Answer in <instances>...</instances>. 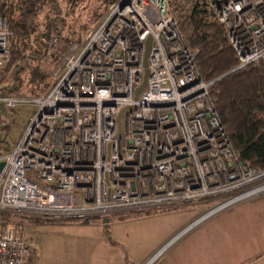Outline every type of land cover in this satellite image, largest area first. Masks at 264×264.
<instances>
[{
  "label": "built area",
  "instance_id": "2783aa9c",
  "mask_svg": "<svg viewBox=\"0 0 264 264\" xmlns=\"http://www.w3.org/2000/svg\"><path fill=\"white\" fill-rule=\"evenodd\" d=\"M198 1L224 27L235 70L264 63V0ZM56 32L44 39L48 55ZM11 35L0 15V72ZM149 37L148 81L136 95ZM197 56L170 0H117L72 45L47 93L0 94V119L19 103H38L15 145L0 153V264H27L33 253L26 225L4 222L6 212L90 220L218 201L198 222L264 192V168L235 149Z\"/></svg>",
  "mask_w": 264,
  "mask_h": 264
},
{
  "label": "trees",
  "instance_id": "16d2710c",
  "mask_svg": "<svg viewBox=\"0 0 264 264\" xmlns=\"http://www.w3.org/2000/svg\"><path fill=\"white\" fill-rule=\"evenodd\" d=\"M85 1L0 0V15L6 17L12 33L8 41L10 56L0 72V94L35 99L48 91L54 76L44 39L53 31L51 24L61 22L65 48L81 42L92 28L91 22L100 20L107 6L117 0H96L90 18L77 25L70 15ZM180 3L181 0H170L186 40L198 49L197 64L202 77L213 81L211 97L220 119L240 157L252 167L263 169L264 63L235 70L236 52L222 24L198 0H188L183 6ZM1 215L4 222H16L13 215Z\"/></svg>",
  "mask_w": 264,
  "mask_h": 264
},
{
  "label": "crops",
  "instance_id": "0c3cea01",
  "mask_svg": "<svg viewBox=\"0 0 264 264\" xmlns=\"http://www.w3.org/2000/svg\"><path fill=\"white\" fill-rule=\"evenodd\" d=\"M186 206L192 205L181 208ZM202 208L195 205L188 217L162 211L31 223L27 264H141ZM200 221L173 239L154 264H264L263 197L240 200Z\"/></svg>",
  "mask_w": 264,
  "mask_h": 264
},
{
  "label": "rangeland",
  "instance_id": "374dc122",
  "mask_svg": "<svg viewBox=\"0 0 264 264\" xmlns=\"http://www.w3.org/2000/svg\"><path fill=\"white\" fill-rule=\"evenodd\" d=\"M187 2H188V0H181L180 4H181V6H183ZM111 4H109L107 6V8H106L103 16L101 17V19L105 16V14L107 13L108 7ZM95 7H96V0H87L84 3H82L81 5H79L78 10H76V12L74 11L70 15V18L74 17L75 21H73V22L78 25L81 22H83L86 18H88V17L90 18V15L92 14V12H93ZM175 12H177V11H175ZM101 19L100 20L97 19V20L92 21L91 24H90L91 27L92 28L95 27L101 21ZM57 26H58V32H56V33H58V44L56 46V51H54L55 52L54 54L48 55L49 57H47L48 58L47 61L51 62V65H50L51 68L50 69H52V75L53 76H54V73L62 66V64L64 62V59H65L64 56L66 54H68V52L71 49L72 45L75 44V43L82 44L83 41H84L85 35H86V34H84L81 42H74L70 46H67V47L64 48L63 43L61 42L62 41L61 40V32H62V24H61V22L60 21H54L51 24L52 30H54ZM53 82H54V78H53V81H52L50 87L52 86ZM50 87H49V89H50ZM37 106H38V103L35 100H31V101L19 103L14 111H12V110L8 111L7 110V111H4L1 114V119H0V153L7 154L9 152V150L15 145V143L20 138L24 128L26 127L28 121L30 120V118L32 117L34 112L36 111ZM255 197H263L264 198V192L262 194L258 195V196H255ZM255 197H251V198H255ZM251 198H247V199H251ZM218 203H219L218 201H205V202L191 204L192 206H186V207H182V208L181 207H177V208H171V209L155 211V213L162 212V211L163 212L177 211L176 213H178V212L181 213L182 212V214H179V215L188 217V216H191L194 213V211H192L191 209H193L195 207V205H202L203 208L198 211V213H197L198 216L192 222L188 223L185 227L180 229V231H182L185 228L189 227L184 232V233H187L193 227L196 226V225H191L194 221H196L198 218H200L203 214H205L208 211H210L212 208H214L216 205H218ZM220 211L221 210H218L216 212H213L212 214L218 213ZM145 213H154V212H142V213H137V214H145ZM4 214L12 216V214H10L9 212H6ZM122 216H125V215H122ZM209 216L210 215H208L207 217H209ZM206 218L202 219L200 221V223L202 221H204ZM93 219H95V218H93ZM19 220L20 221L24 220L22 222L27 227L26 228L27 229L26 235H27V233H28V231L30 229L31 223L46 222L47 221V220H45L44 218H41V217H32V218H29V220L22 219L21 217H16L15 221L18 222ZM163 252H164V250L161 251L159 256L153 261L152 264H154L157 260H159V258L162 256ZM146 261L147 260H145L141 264H144Z\"/></svg>",
  "mask_w": 264,
  "mask_h": 264
},
{
  "label": "water",
  "instance_id": "95a60500",
  "mask_svg": "<svg viewBox=\"0 0 264 264\" xmlns=\"http://www.w3.org/2000/svg\"><path fill=\"white\" fill-rule=\"evenodd\" d=\"M211 14H212V16H214L213 12H211ZM151 44H152V37H149L148 40H147V48H146L145 57H144V65H145L144 79H143V82L141 83V85L136 89V95L143 90V88L146 86L147 81H148V76H149L148 57H149ZM118 120H119V123H120V114L118 116ZM120 130H121V128H120ZM3 165H4V162L0 163L1 167Z\"/></svg>",
  "mask_w": 264,
  "mask_h": 264
}]
</instances>
